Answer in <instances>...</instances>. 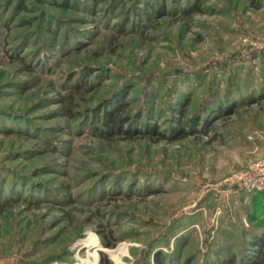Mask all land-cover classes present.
<instances>
[{
	"label": "rangeland",
	"instance_id": "obj_1",
	"mask_svg": "<svg viewBox=\"0 0 264 264\" xmlns=\"http://www.w3.org/2000/svg\"><path fill=\"white\" fill-rule=\"evenodd\" d=\"M258 162L264 0H0V264H264Z\"/></svg>",
	"mask_w": 264,
	"mask_h": 264
},
{
	"label": "built area",
	"instance_id": "obj_2",
	"mask_svg": "<svg viewBox=\"0 0 264 264\" xmlns=\"http://www.w3.org/2000/svg\"><path fill=\"white\" fill-rule=\"evenodd\" d=\"M239 185L242 187H249L252 190L264 189V162H258L251 165V167L240 175L237 179Z\"/></svg>",
	"mask_w": 264,
	"mask_h": 264
},
{
	"label": "bare ground",
	"instance_id": "obj_3",
	"mask_svg": "<svg viewBox=\"0 0 264 264\" xmlns=\"http://www.w3.org/2000/svg\"><path fill=\"white\" fill-rule=\"evenodd\" d=\"M95 243V239L93 238V237H89L88 239H86L85 240V244L86 245H93ZM125 252V250H123V249H120L118 252H117V255L118 254H121V253H124ZM95 257L97 258V253L95 252ZM122 255V254H121Z\"/></svg>",
	"mask_w": 264,
	"mask_h": 264
},
{
	"label": "trees",
	"instance_id": "obj_4",
	"mask_svg": "<svg viewBox=\"0 0 264 264\" xmlns=\"http://www.w3.org/2000/svg\"><path fill=\"white\" fill-rule=\"evenodd\" d=\"M109 119H111V117L108 116V117H107V120H109ZM124 119H125V118H123V119L121 120V118H119V119L116 120V119L114 118V119L111 120V123H113L114 125L117 124V125H119V127H121V123H122V121H123ZM107 245H108V246H111L110 243H107ZM263 254H264V253H263ZM160 260H161V259L159 258V256H157V261H158V263L160 262Z\"/></svg>",
	"mask_w": 264,
	"mask_h": 264
}]
</instances>
